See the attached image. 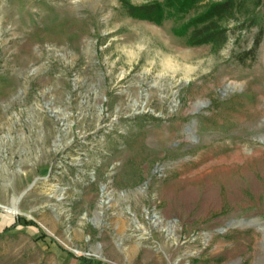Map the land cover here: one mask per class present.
Masks as SVG:
<instances>
[{
  "label": "rangeland",
  "instance_id": "rangeland-1",
  "mask_svg": "<svg viewBox=\"0 0 264 264\" xmlns=\"http://www.w3.org/2000/svg\"><path fill=\"white\" fill-rule=\"evenodd\" d=\"M222 1L0 0V264H264V0L191 44Z\"/></svg>",
  "mask_w": 264,
  "mask_h": 264
},
{
  "label": "trees",
  "instance_id": "trees-1",
  "mask_svg": "<svg viewBox=\"0 0 264 264\" xmlns=\"http://www.w3.org/2000/svg\"><path fill=\"white\" fill-rule=\"evenodd\" d=\"M130 17L151 19L161 23L167 8H185L195 4L198 0H164L161 3L133 5L127 0H119ZM235 0H223L213 4L207 12L195 18L187 24L190 29L189 42L193 45H201L210 42L224 43L227 39V30L222 27L220 20L225 16L234 15ZM260 36L256 45L260 41Z\"/></svg>",
  "mask_w": 264,
  "mask_h": 264
},
{
  "label": "bare ground",
  "instance_id": "bare-ground-1",
  "mask_svg": "<svg viewBox=\"0 0 264 264\" xmlns=\"http://www.w3.org/2000/svg\"><path fill=\"white\" fill-rule=\"evenodd\" d=\"M234 156H232V158H233ZM234 160H235V158H234ZM225 161V160H224ZM217 168V167H216ZM211 169V168H210ZM20 196H18L17 198H15V200H13V212H16V210H17V207H18V204H19V200H20V198H19ZM140 226V225H139ZM142 227V226H141Z\"/></svg>",
  "mask_w": 264,
  "mask_h": 264
},
{
  "label": "water",
  "instance_id": "water-1",
  "mask_svg": "<svg viewBox=\"0 0 264 264\" xmlns=\"http://www.w3.org/2000/svg\"><path fill=\"white\" fill-rule=\"evenodd\" d=\"M33 186V184L29 187V189L31 188ZM29 189H27V190H29ZM26 193V191L24 192V193H22L21 195H20V199L23 197V195Z\"/></svg>",
  "mask_w": 264,
  "mask_h": 264
}]
</instances>
